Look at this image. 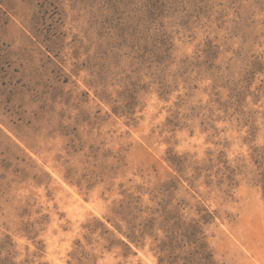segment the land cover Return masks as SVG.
<instances>
[{"label": "rangeland", "instance_id": "1", "mask_svg": "<svg viewBox=\"0 0 264 264\" xmlns=\"http://www.w3.org/2000/svg\"><path fill=\"white\" fill-rule=\"evenodd\" d=\"M263 145L264 0H0V264H264Z\"/></svg>", "mask_w": 264, "mask_h": 264}, {"label": "trees", "instance_id": "2", "mask_svg": "<svg viewBox=\"0 0 264 264\" xmlns=\"http://www.w3.org/2000/svg\"><path fill=\"white\" fill-rule=\"evenodd\" d=\"M250 162L253 168V178L255 183L261 187L264 194V145L253 150L250 155ZM197 224L198 223L196 222V225ZM191 228L194 233H190L189 230L186 231V233L188 232V239L193 238L194 241L192 243L195 244V250L190 253L191 261H194L195 257H198V262H204V264H215L210 251L206 248V243L203 242L201 231L199 229L196 231L193 227ZM185 237H187V235ZM170 254L172 255L171 252Z\"/></svg>", "mask_w": 264, "mask_h": 264}]
</instances>
